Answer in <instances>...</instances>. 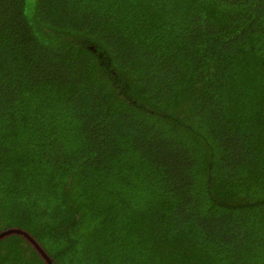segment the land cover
I'll return each instance as SVG.
<instances>
[{"label":"trees","instance_id":"obj_1","mask_svg":"<svg viewBox=\"0 0 264 264\" xmlns=\"http://www.w3.org/2000/svg\"><path fill=\"white\" fill-rule=\"evenodd\" d=\"M9 229L0 264H264V0H0Z\"/></svg>","mask_w":264,"mask_h":264},{"label":"water","instance_id":"obj_2","mask_svg":"<svg viewBox=\"0 0 264 264\" xmlns=\"http://www.w3.org/2000/svg\"><path fill=\"white\" fill-rule=\"evenodd\" d=\"M11 233H19V234H22V235H24L25 237L29 238L27 234L21 232L20 230H13V229H9V230H7V231H5V232H1V233H0V238H1V237H4V236L7 235V234H11ZM29 239H30V238H29ZM37 248H38V247H37ZM38 250L40 251V253H41L45 258H47L41 249L38 248ZM47 260L49 261L48 258H47ZM49 262H50V261H49Z\"/></svg>","mask_w":264,"mask_h":264}]
</instances>
